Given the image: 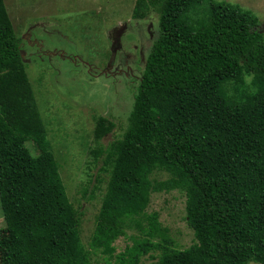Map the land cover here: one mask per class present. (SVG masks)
I'll return each instance as SVG.
<instances>
[{"label": "trees", "instance_id": "trees-1", "mask_svg": "<svg viewBox=\"0 0 264 264\" xmlns=\"http://www.w3.org/2000/svg\"><path fill=\"white\" fill-rule=\"evenodd\" d=\"M159 15V29L136 80L122 136L101 141L116 124L96 117L100 175L107 190L89 248L83 212L71 203L48 139L5 0H0V264H92L136 227L116 264H264V31L260 18L216 0H138L136 20ZM152 37V35H151ZM245 77L247 103L231 101L227 82ZM249 95V94H248ZM246 95V96H248ZM245 96V97H246ZM28 141L40 149L33 156ZM166 173L159 181L153 176ZM186 195L195 243L177 249L159 214L147 213L154 192ZM133 240V241H134Z\"/></svg>", "mask_w": 264, "mask_h": 264}, {"label": "rangeland", "instance_id": "rangeland-1", "mask_svg": "<svg viewBox=\"0 0 264 264\" xmlns=\"http://www.w3.org/2000/svg\"><path fill=\"white\" fill-rule=\"evenodd\" d=\"M137 1L5 0L22 40L27 73L62 181L71 203L83 212L81 238L87 248L109 181L106 174L100 175L102 161L91 154L97 147L96 117L105 116L116 124L102 145L108 146L122 136L133 108L132 88L141 78L159 29L157 12L144 20L134 18ZM216 1L252 11L264 31V0ZM254 91L248 77L222 87L231 101L243 104L252 99ZM26 146L33 156L40 154L35 142L28 141ZM153 178L164 181L169 176L157 173ZM186 200L185 193L178 189L154 192L147 208V213L159 214L162 227L179 250L195 243L194 231L186 220ZM5 225L0 203V229ZM142 236L136 227L128 228L126 235L115 242L111 261L93 252L92 264H116L117 256ZM152 260L145 256L142 264Z\"/></svg>", "mask_w": 264, "mask_h": 264}]
</instances>
